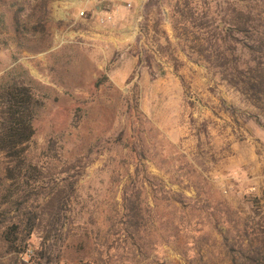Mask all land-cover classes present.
Returning a JSON list of instances; mask_svg holds the SVG:
<instances>
[{
    "label": "rangeland",
    "instance_id": "obj_1",
    "mask_svg": "<svg viewBox=\"0 0 264 264\" xmlns=\"http://www.w3.org/2000/svg\"><path fill=\"white\" fill-rule=\"evenodd\" d=\"M78 1L0 0V91L23 84L39 103L24 171L34 205L57 189L70 199L31 246L61 264H252L264 91L249 69L264 58V0ZM8 163L0 154V264H21L32 249L2 242L23 213L2 201Z\"/></svg>",
    "mask_w": 264,
    "mask_h": 264
},
{
    "label": "trees",
    "instance_id": "obj_2",
    "mask_svg": "<svg viewBox=\"0 0 264 264\" xmlns=\"http://www.w3.org/2000/svg\"><path fill=\"white\" fill-rule=\"evenodd\" d=\"M259 37L261 47L264 32H261ZM255 65V68L249 69L251 73L253 71L258 73L255 76L257 84L253 88L264 91V58ZM38 105L33 90L29 86L13 83L0 91V154H4L9 161L5 177L8 186L2 195V201L12 203L13 207L23 210L22 215L5 228L2 242L10 249L11 254L19 256L27 255L32 249L34 256L30 260L24 258L21 264H61L49 259L47 249H34L30 243L31 235L37 225L42 224L46 219L47 222L56 220V214L70 203L65 191L57 189L45 206L41 204L36 208L34 205L36 203L33 200L34 189L38 187V181L30 180L24 171H28L25 154L36 134L34 120ZM41 207L42 212L38 213L36 209ZM249 229L244 232L243 243L248 239L252 245L255 243V246L252 247L253 251L243 257L248 263L264 264V239L256 241V237L249 232ZM26 230L29 236L25 234ZM47 259L49 263L46 262ZM93 264L97 263L93 262Z\"/></svg>",
    "mask_w": 264,
    "mask_h": 264
},
{
    "label": "crops",
    "instance_id": "obj_3",
    "mask_svg": "<svg viewBox=\"0 0 264 264\" xmlns=\"http://www.w3.org/2000/svg\"><path fill=\"white\" fill-rule=\"evenodd\" d=\"M111 1H114V2H117V1H115V0H111ZM77 4H80V6H86V7H90L91 5H92V0H88V1H84V0H82V1H78L77 2ZM116 5V4H115ZM95 9L96 10H101L100 9V7H95ZM201 74V73H200ZM260 136V130H259V128L257 129V131H256V133H255V131L253 130V131H251V133H250V135H249V133H247L246 134V140L248 141V142H254L255 141V139H256V137L258 138ZM218 137H220V139H221V136H215V138H214V142H217V139H218ZM222 137H224V136H222ZM250 150V149H249ZM211 157H213L212 155H211ZM248 157L252 160V161H259V156L257 155V154H255V148L253 147L252 148V150H251V154H249V152H248ZM220 172L221 173H219V171H218V169H212V172L210 173V175H212V177H218V176H221V177H223L224 178V176H226V175H232L231 173H227L226 175H225V173H223L222 172V170H220ZM230 177H232V176H230ZM229 177V178H230ZM223 178H222V180H223ZM229 180H231V178L229 179ZM228 180V181H229ZM234 192V191H233Z\"/></svg>",
    "mask_w": 264,
    "mask_h": 264
},
{
    "label": "built area",
    "instance_id": "obj_4",
    "mask_svg": "<svg viewBox=\"0 0 264 264\" xmlns=\"http://www.w3.org/2000/svg\"><path fill=\"white\" fill-rule=\"evenodd\" d=\"M128 8L131 9L132 4H129ZM81 15L85 16V12H82ZM117 16H118V13L115 10L105 11L104 13H101V15L99 16V23L103 26L110 24V23H114Z\"/></svg>",
    "mask_w": 264,
    "mask_h": 264
}]
</instances>
